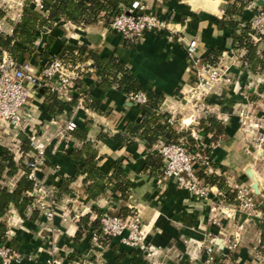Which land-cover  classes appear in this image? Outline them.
Returning <instances> with one entry per match:
<instances>
[{
	"label": "crops",
	"instance_id": "1",
	"mask_svg": "<svg viewBox=\"0 0 264 264\" xmlns=\"http://www.w3.org/2000/svg\"><path fill=\"white\" fill-rule=\"evenodd\" d=\"M141 1L146 9H138L140 13L157 15L171 22L173 27L187 26L186 38L197 39L196 55L200 61L207 59L213 49L228 52L236 45L231 30L220 23L225 14V0ZM182 34L183 32L181 36ZM50 37L54 38L51 48L54 56L66 40L71 39L86 43L98 53L118 57L135 72L144 86L164 93L162 112L183 115L186 111L183 95L197 81V64L188 57L186 49L178 42L179 39L174 33L167 30L162 32L147 30L139 42L130 43L122 34L110 31L101 23L78 26L70 21L59 20L48 31L40 32L36 42L40 44L39 50L42 51L46 39ZM41 51H38V54L26 52L21 55L19 62H30L39 72L45 66L41 59ZM84 63H87V68L82 70L86 71V75L82 76L80 81L87 90L85 87L81 90L73 89L76 106L67 102L63 113L54 116L49 112L50 103L45 89L33 90L26 105L27 119L30 130L34 129L46 137L52 136L47 149L46 164L38 175L56 189L60 187L65 177L75 174L76 160L70 157L69 152L82 146V141L71 133L68 136L71 146L67 150L65 138L57 135L69 118L76 119L78 126L87 130L88 139L93 141L99 152L101 169L109 171L115 161L122 162L126 170V180L132 185L129 201L125 202L119 192L112 191L102 194L95 200L88 199L84 174L77 176L71 183V193L64 194L58 199L59 205L64 206L71 215L83 210L82 216L89 215L91 220L96 219L98 215L96 210L108 211L111 214H119L122 207L133 206L141 210L143 221L151 226L147 243L156 249L159 248L160 252L149 260L146 252L139 248L124 246L116 238L106 251L108 264H154L161 261L163 264H192L188 257V244L194 239H204L208 233L217 236V246L221 252L224 251L226 243L234 238V234L238 233L239 243L231 253V260L235 264H259L255 259V252L264 242V221L258 217L250 219L244 214L236 218L221 215L219 225L211 219L210 200L208 201L209 198L215 201L218 199L217 186L211 187L208 199L199 198L179 187L172 179L161 185L158 182L159 174L144 171L147 155L159 152V142L150 145L139 136L130 138L127 142L114 138L124 129L127 121L141 118L143 111L140 104L132 101L128 94L116 87L110 90L100 88L93 61L88 60ZM233 70L241 77L242 90L249 94L251 101L256 102L258 95L252 91V85L260 78H264L262 77L264 73H250L239 67H233ZM261 88H264V84ZM79 91L85 95L90 92L96 96L100 101L101 111L78 105ZM231 97L234 104L241 100L236 93H232ZM223 100L222 97H213L210 102L225 113L228 112L226 117L224 116L226 120L223 118L227 132L225 134L238 136L240 125L234 112L236 104L230 105L226 102L223 104ZM103 135L105 138H101ZM23 136L25 135H22L21 139ZM207 138L206 143L211 136ZM229 138L222 136L213 148L210 161L215 165L213 167H217L216 173L231 171L233 174L230 182L242 180L250 182L252 186L254 181L248 176V171L252 172L263 180L261 189L264 192V175L254 166L253 152L248 149L242 150L243 140ZM22 174L20 171L14 177L8 178L6 180L8 186L14 188ZM33 211L28 210L27 216L23 218L17 209L11 207L2 219L7 226L5 243L11 244L22 256V260L14 264H47L48 248L54 237L61 247L64 264H71L85 254L89 247V233L85 229L80 230L75 219L63 221L59 215L56 216L53 225L59 231L55 232L48 230L51 224L43 215L37 213L35 218H32ZM195 264H202V258Z\"/></svg>",
	"mask_w": 264,
	"mask_h": 264
},
{
	"label": "built area",
	"instance_id": "2",
	"mask_svg": "<svg viewBox=\"0 0 264 264\" xmlns=\"http://www.w3.org/2000/svg\"><path fill=\"white\" fill-rule=\"evenodd\" d=\"M259 0H253L246 10L257 8L258 12L252 14L246 23L250 24L252 30V41L257 43L264 35V4L260 5ZM264 3V0H262ZM28 0H0V37L5 34H12L14 26L21 20L24 8ZM34 7L42 10L44 0H34ZM145 6L141 0L133 4L124 6L110 20V27L122 34L125 39L135 41L140 39L147 30L162 32L164 30L174 31L170 23L157 15L142 14L138 9H144ZM12 12V15L9 14ZM244 24H240L241 29ZM255 33L258 35H255ZM246 44V43H244ZM198 41L196 38L189 40L186 44V52L194 63L199 61L195 57L197 53ZM235 53L241 67L248 70V62L245 59L248 52L246 45L242 46L236 43L235 48L231 49ZM227 52H223L226 55ZM258 53H261L259 47ZM226 63L208 64L197 70L198 82L195 89L186 92L190 99L199 98L201 94L209 91L212 82L221 81L223 68ZM61 60L55 59L50 64H46L37 72L30 62L20 63L8 51H3L0 59V145L7 148L18 161L24 152L21 148V136L25 135L28 139L29 149L25 153V161L29 167L28 177L33 181V190L30 192L32 197L28 210H36L46 218L51 224L48 230L58 232L53 225L56 216H60L63 221L75 219L80 220L79 213L71 215L64 206L59 205L55 197L56 188L47 184L38 173L46 164L48 158V146L52 136L46 137L39 134L38 131L30 130V124L27 119L26 105L33 90L47 88L54 92L64 102L73 100V89H77L76 80L81 78V73L74 69H68ZM83 70H81L82 72ZM259 74L264 71H259ZM264 77V76H262ZM264 78H260L256 84L252 85V91L258 95L256 102L247 100L243 107L235 105V113L238 118L240 128L245 131L248 140L247 149L253 152L254 166H259V170L264 175V88L261 83ZM253 83V82H252ZM234 91H240V81L230 83ZM232 88V87H231ZM242 91V90H241ZM78 105H85V93L80 91ZM129 98L138 103L146 104L149 99L143 92H130ZM189 100V99H188ZM86 106V105H85ZM226 117V116H225ZM226 120V118H224ZM78 127L76 119L69 118L64 127L58 132V136L65 138V148L70 149L69 134ZM54 137V136H53ZM159 154L164 162V173L168 177H173L181 186L190 188L194 195L201 198H208L210 188L203 184V179L198 176L202 169L195 170L192 166V156L181 143H165L159 140ZM239 204L223 205L219 207L220 215L236 218L238 214H245L248 218L256 215L264 221V198L254 193L251 185L240 187L236 185ZM140 212V211H139ZM257 214H254V213ZM98 216V215H97ZM99 228L92 229L89 232V247L84 255L74 260L71 264H108L106 251L114 239L127 247L139 248L146 252L147 256H154L156 248L147 243L151 226L145 224L140 216L136 214L133 218H124L117 214H111L103 211L99 215ZM215 222L217 220L214 219ZM219 223V222H218ZM7 235V233H6ZM209 237V238H208ZM203 240H196L188 257L191 263L202 258V264H235L231 260V252L235 250L239 242V234L235 233L234 238L229 240L223 252L217 246V236L209 233ZM110 241L105 243V241ZM147 244V245H146ZM202 255V256H201ZM255 259L259 264H264V242L259 245L255 252ZM22 256L19 252L6 243L0 244V264H14L20 262ZM47 264H64L61 254V247L58 245L55 237L52 239L48 248Z\"/></svg>",
	"mask_w": 264,
	"mask_h": 264
},
{
	"label": "trees",
	"instance_id": "3",
	"mask_svg": "<svg viewBox=\"0 0 264 264\" xmlns=\"http://www.w3.org/2000/svg\"><path fill=\"white\" fill-rule=\"evenodd\" d=\"M135 1L139 0H44L42 10H37L30 2H27L22 18L14 26L13 33L0 37V59L2 52L8 51L15 59L19 60L21 55L35 44L40 32L51 29L59 20L70 21L78 26L96 24L101 19L110 21L115 14L120 12L122 7L131 5ZM252 1L225 0V14L220 23L223 27L231 30L235 43L242 46L246 45L248 52L245 59L249 65L248 71L250 73H258L259 71H264V48L261 53H258L260 41L264 39V35H261L259 42L254 43L252 41L251 34L254 31L250 24L246 23L252 14L258 12L257 8H253L251 11L246 10V7ZM241 23L244 26L240 29L239 25ZM53 44L54 38L50 37L45 50L41 53L42 57L49 53ZM221 53L222 50H211L206 59L207 62L215 63L216 58ZM56 55L61 60H65V57H68V60L71 63L73 62V65L92 60L99 79V87L104 90L116 87L126 94L143 92L148 96V103L140 104V108L143 111L141 118L127 121L124 129L114 136L115 140L127 142L130 138L139 136L150 145L155 144L159 140L165 143H179L178 140L182 132L177 130L174 123L170 121L172 115L161 111V106L165 100L164 93L144 86L135 72L118 57L98 53L85 43L78 44L73 41L63 44ZM71 63L69 66H72ZM84 75H86V71L81 72V76ZM80 79L76 80L79 90L85 87ZM85 90H87L86 87ZM45 93L48 94L47 99L50 103L49 112L54 116L63 113L67 102L62 101L56 93L50 92L47 88H45ZM84 101L86 107L101 111L100 101L90 92L87 93ZM69 103L72 106H76V100H72ZM201 122L208 133L211 134V144L205 150L206 154L211 156L213 144H216L226 133V126L216 116L202 119ZM72 133L77 139L82 141L81 148H75L69 152L70 157L76 160L77 169L73 176L63 179L62 184L56 190L55 197L61 199L64 194L71 193V183L75 181L77 176L84 174L88 199L95 200L102 194L112 191L119 192L124 201L129 200L132 185L126 180V170L122 162L115 161L109 171L101 169L99 167V152L93 141L88 139L87 130L78 126ZM101 138H105V136L103 135ZM21 148L24 154L17 161L12 152L3 146L0 147V244L5 243L6 240L7 226L2 219L9 209L14 207L25 218L32 200L30 192L33 190V181L28 177L29 167L25 161V153L29 149V143L25 136L22 137ZM163 166L164 162L160 154L151 152L146 157L143 169L152 174L160 175ZM20 171L23 172L22 176L16 182L15 187L10 188L6 184V180L14 177ZM198 175L201 179L207 180L208 184L217 186L222 192L227 193L229 195L227 198L232 202L235 201L237 192L227 184L224 177L217 174H208L203 169L198 172ZM128 212L129 208L123 207L117 215L125 216ZM37 213L38 211L34 210L31 217L35 218ZM101 213V211H98V216L94 220H91L89 215L82 216L78 222L80 230L85 229L89 233L92 229L98 228L100 224L99 215ZM8 245L12 247L11 244Z\"/></svg>",
	"mask_w": 264,
	"mask_h": 264
},
{
	"label": "rangeland",
	"instance_id": "4",
	"mask_svg": "<svg viewBox=\"0 0 264 264\" xmlns=\"http://www.w3.org/2000/svg\"><path fill=\"white\" fill-rule=\"evenodd\" d=\"M28 2H30V4L32 6H34V3H33L34 0H30ZM145 9H146V6H145ZM3 14H5L4 11H3V13L1 12L0 15H3ZM9 14L12 15V12L9 11ZM142 14L146 15V14H150V13L143 12ZM98 23H101L102 25H104V27H107L110 31H114L109 25L110 21H105L104 19H101L100 22H98ZM168 23H170V27L174 30V31L170 30V32L174 33L177 36V39H179L178 42H180L183 45V47L186 49L187 42L189 40H191L190 38L189 39L186 38V34H187V30H188L187 26H185V27L183 26V28L177 27V26L173 27V26H171L172 25L171 22L168 21ZM184 23H186V22H183V24ZM46 31H48V30H45L44 32H46ZM164 31H166V30H164ZM41 32H43V31H41ZM114 32H116V31H114ZM156 32H158V31H156ZM182 32H183V34L181 36ZM5 35H8V34H5ZM255 35H257V34L255 33ZM142 38H143V36L140 39H137V40H135L133 42H137V41L139 42ZM125 40H129V42L132 43V40H130V39H125ZM70 41L76 42L78 44H83V43H80L78 41H74V40H71V39H67L66 43L70 42ZM36 42H37V39L35 40V44L26 52L38 54V51H41V50H39L40 49L39 48L40 44H37ZM48 42H49V38L46 39V42L43 45L41 52H43V50H45ZM259 47L261 48V50L264 48V39L262 41H260V46ZM234 48H235V46H234ZM26 52H24L23 54H25ZM195 57L198 58L197 55H195ZM235 57H236L235 53L231 52V50L228 51L226 53V55L223 54V52H222L220 54V56H218L216 58V60H215V64H219V62H220V63H222V65L226 63V66H227L226 68H223V75L221 76V81L212 82L211 86L209 87V91L208 92H204L203 94H201L199 98L190 99V98L187 97L188 94H184L183 95L184 103H185V108L184 109L186 111L184 112L183 115H179V114L172 115L170 117V121L174 123L175 127L177 126L176 127L177 130L182 132L181 133L182 135H181V137H180V139L178 141H179L180 144L182 143L184 145V147L187 149V151L193 157L191 162H192V166L194 167V169L198 170L199 168H202L208 174H217L219 176H222L227 181V184L229 186H231L233 189L236 190V188H237L236 185H238L240 187L241 186L242 187H246V186L250 185V182L246 183V182H244L242 180L241 181L240 180H236V181L232 180V182H230L229 181L230 177H232V174H233V173H231V171H229V172L228 171H224L223 173H220V174L216 173V168L217 167H213V164L210 161V157L211 156H208L206 154V151H205L206 148L211 144V138L208 140V143L205 142L206 138L207 137L209 138L211 136V134L208 133V131L205 129V126L201 122L202 119H208L211 116H216V118L218 120H221L223 122L224 116L227 115V113H228V112L225 113L222 109L220 110V108L217 107V105L212 104L210 102L211 99H213V97H218V98L222 97V98H224L223 104L226 102V103H228L230 105L231 104L233 105L234 102H232V99H230V98H233V97H231L232 93L233 94L236 93L241 98V100H239L238 102L235 103V104H239L237 109L239 107H243L242 105H244L247 100L251 101V97H249V94L247 92L243 91L242 89H241L242 91L241 90L240 91H238V90L234 91L233 86L230 85V83L235 82V80H239L240 81V88L243 87V82L241 81V77H240V75L237 76L238 74H235V71L233 70V67H239L240 69H243L244 71L246 69L241 67V64H239L238 59H236ZM41 59H42L43 64L46 65V64H50L53 60L59 59V58L57 57V55L54 56L53 53L51 52V49H50L49 53L45 57H41ZM59 60H61V59H59ZM65 60H61V61L62 62L64 61L63 63H65V65L67 67H69L68 69H74L76 67L77 71H79L81 73L82 68L83 69L87 68V63L79 62V64L77 63V64L73 65L72 64L73 62L71 63V61L68 60V57H65ZM70 63H71L72 66H69ZM205 64H208L206 59H201V61L199 60L197 62V68H196L197 81L190 89H195V87L197 85V82H198L197 70L199 68L203 67V65H205ZM210 64H214V63H210ZM263 84H264V82L261 83V85H263ZM225 94H227V96H230V98L226 97ZM235 111H236V109H234V112ZM191 117H192V119H191ZM184 119L186 121H184ZM187 119H189V120L187 121ZM238 131H239L238 136H235V135L234 136H228L226 134L223 135V136L227 137V138L233 137L234 139H237L238 141L239 140H243L244 144L242 145V150L246 151L247 143H248V140L246 138V133H245L244 130H242L240 128V126L238 127ZM228 140H230V138ZM214 147H215V144H213V148ZM255 167L260 172L259 166H255ZM218 171L221 172V170H218ZM171 179L174 180V182L179 187L188 190L191 193V195L196 196V195H194V193L192 192V190L190 188H187L185 186H181L177 182V180L175 178L166 176L165 173H164V166H163L162 173L158 177V182L161 185H163V184L166 183V181L171 180ZM203 184L205 186L209 187L210 190H211V187H213L212 185L208 184L207 180H205V179H203ZM236 192H237V190H236ZM130 194H131V192H130ZM261 195L264 196V192ZM227 196L229 197V195L227 193L222 192V190L218 188V199L219 200L217 199L215 201V200H212L210 198L209 199L207 198L208 201L210 200L209 201V205H210L209 211H210V214H211V219L213 221H214V219L217 220V222H216L217 224L220 223L219 222V218L221 216L220 215V210H219L220 206H223V205H238L239 204L238 194H236V199L233 202L230 199H228ZM257 196L259 197L258 199L262 198V196H260V195H257ZM129 197H130V195H129ZM196 197H199V196H196ZM199 198H201V197H199ZM127 201H129V200H127ZM127 201H125V202H127ZM126 208H128V207H126ZM98 211H101V210H96L97 213H98ZM82 213H83V210L79 211V215L81 217H82ZM136 214H140V216H141V218L143 220V215L141 213V210L138 207H133V206L130 207L129 208V212L126 215L124 214L125 216H122V217L127 218V217L131 216L133 218L134 216H136ZM254 214H257V213L255 212ZM239 215L240 214H238L237 216H239ZM222 218H224V217H222ZM252 218L256 219L257 217H256V215H252V217H250V219H252ZM254 219L252 221H254ZM99 226H100V224H99ZM99 226H98V228H99ZM149 235H148V238H149ZM263 236H264V234H263ZM206 237H208V236H206ZM195 241L196 240L194 239L193 241H191L188 244L189 245V251L192 250ZM109 242L107 240L105 241V243H109ZM237 246H238V244H237ZM147 251H146V257L149 260H151V257L147 256ZM155 252L156 253L160 252L159 248L156 249ZM154 264H163V262L162 261L158 262V263L155 262Z\"/></svg>",
	"mask_w": 264,
	"mask_h": 264
},
{
	"label": "water",
	"instance_id": "5",
	"mask_svg": "<svg viewBox=\"0 0 264 264\" xmlns=\"http://www.w3.org/2000/svg\"><path fill=\"white\" fill-rule=\"evenodd\" d=\"M258 3H259L260 5H263V4H264L262 0H259ZM248 176H249L250 178L253 179V174H252V172H249V171H248ZM252 188H253V190H254V193L257 194V195H260V194L263 193V189L260 190L259 187L257 186V181H256V180L254 181V184H252Z\"/></svg>",
	"mask_w": 264,
	"mask_h": 264
},
{
	"label": "bare ground",
	"instance_id": "6",
	"mask_svg": "<svg viewBox=\"0 0 264 264\" xmlns=\"http://www.w3.org/2000/svg\"><path fill=\"white\" fill-rule=\"evenodd\" d=\"M253 174V181H257V186L259 187V189L260 190H262L261 188H262V185H263V180L260 178V177H258L257 175H255L254 173H252Z\"/></svg>",
	"mask_w": 264,
	"mask_h": 264
}]
</instances>
